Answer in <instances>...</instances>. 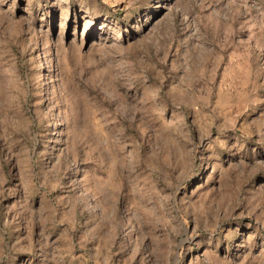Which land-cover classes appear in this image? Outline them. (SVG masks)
<instances>
[{
    "label": "rangeland",
    "instance_id": "374dc122",
    "mask_svg": "<svg viewBox=\"0 0 264 264\" xmlns=\"http://www.w3.org/2000/svg\"><path fill=\"white\" fill-rule=\"evenodd\" d=\"M0 264H264V0H0Z\"/></svg>",
    "mask_w": 264,
    "mask_h": 264
}]
</instances>
